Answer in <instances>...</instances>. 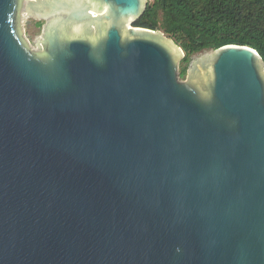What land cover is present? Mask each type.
Instances as JSON below:
<instances>
[{
	"label": "water",
	"instance_id": "obj_1",
	"mask_svg": "<svg viewBox=\"0 0 264 264\" xmlns=\"http://www.w3.org/2000/svg\"><path fill=\"white\" fill-rule=\"evenodd\" d=\"M145 7L0 0V264H264V62Z\"/></svg>",
	"mask_w": 264,
	"mask_h": 264
},
{
	"label": "trees",
	"instance_id": "obj_2",
	"mask_svg": "<svg viewBox=\"0 0 264 264\" xmlns=\"http://www.w3.org/2000/svg\"><path fill=\"white\" fill-rule=\"evenodd\" d=\"M134 25L160 30L183 49L180 78L191 55L227 44L250 46L264 62V0H149Z\"/></svg>",
	"mask_w": 264,
	"mask_h": 264
},
{
	"label": "rangeland",
	"instance_id": "obj_3",
	"mask_svg": "<svg viewBox=\"0 0 264 264\" xmlns=\"http://www.w3.org/2000/svg\"><path fill=\"white\" fill-rule=\"evenodd\" d=\"M148 1H149V0H145V4H146ZM164 35H165L166 38H170V37L167 36L165 33H164ZM209 51H210V50H202V51H200V52H197V53L191 55L189 65L195 63L196 60H200V59L204 58L206 55H208V52H209ZM179 60H180V59H179ZM179 64H180V61H179ZM187 76H188V74L185 76V78H180V79H181L182 81H184V80L187 79Z\"/></svg>",
	"mask_w": 264,
	"mask_h": 264
}]
</instances>
